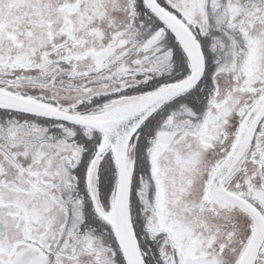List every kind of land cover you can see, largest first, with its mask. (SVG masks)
Instances as JSON below:
<instances>
[{
  "label": "snow or ice",
  "instance_id": "obj_1",
  "mask_svg": "<svg viewBox=\"0 0 264 264\" xmlns=\"http://www.w3.org/2000/svg\"><path fill=\"white\" fill-rule=\"evenodd\" d=\"M0 264H264V0H0Z\"/></svg>",
  "mask_w": 264,
  "mask_h": 264
}]
</instances>
